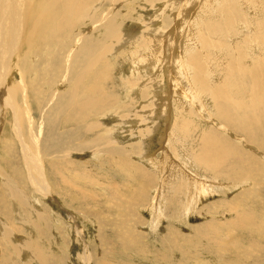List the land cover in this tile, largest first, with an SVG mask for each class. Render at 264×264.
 <instances>
[{
    "label": "rangeland",
    "instance_id": "1",
    "mask_svg": "<svg viewBox=\"0 0 264 264\" xmlns=\"http://www.w3.org/2000/svg\"><path fill=\"white\" fill-rule=\"evenodd\" d=\"M185 1L189 0H127L121 12L116 11L119 24L124 26L122 35L107 43L109 52L84 76L93 89L101 84L103 94L89 102V93H79L80 108H84V118L76 120L79 128L66 124L65 130L53 118L45 121L49 106L41 109V103L55 95L53 110L60 113L67 100L61 94L65 85L56 90L62 83L55 84L54 80L62 67L52 59L60 50L47 46L43 49L36 43L34 61L26 65L33 69L27 74L28 79H36L31 80L34 88L30 93L34 96L31 105L36 122L32 133L41 147H32L31 151L38 159L43 152L55 184L49 182V174L52 195L45 197L28 185L12 112L6 108L9 116L0 140V264H264V17L260 19L264 0H195L193 4L191 0L186 4L191 14H185L183 20L180 16ZM203 10L209 12L206 18L201 17ZM229 11L239 13L240 17ZM99 13H103L101 8ZM205 19H211L206 31L202 28ZM104 29L97 28L90 34L94 44L88 50L93 51L91 57L97 51L95 43L102 41ZM77 30L80 32V27ZM200 31L208 38L199 39ZM170 33L175 47L169 58L165 47L171 42L167 41ZM192 42L197 44L196 49H191ZM57 44L52 43L53 47ZM194 59L205 65L202 73L196 74ZM51 69L60 72L46 76ZM78 70L83 74V69ZM199 77L205 78L200 81ZM42 81L43 84L39 83ZM13 82L16 81L10 79ZM158 82L169 91L163 85L158 87ZM68 85L73 95L75 84ZM39 86L43 90L35 89ZM161 88L170 94L168 98L160 92ZM157 91L160 93L156 94ZM179 93L185 95L184 101H180ZM227 97L237 105L218 106V100ZM56 104L61 106L57 108ZM20 109L23 111L25 106ZM175 123L179 132L191 126L186 134H179L182 139L174 137ZM56 126L57 130L47 136L49 128ZM69 129L70 138L65 137ZM29 131L24 130L26 139L30 138ZM209 137L219 143L222 140L230 151L216 147V141ZM208 141L211 146L205 144ZM194 154V159H199V164L195 161L199 170L191 162L186 163L185 156ZM209 156L214 160L212 166L210 161L207 164ZM172 161L179 168L186 165L185 172L192 175L188 179L196 185H181L175 191L187 173L175 172ZM221 161L224 167L217 169ZM238 166L244 173L233 178L231 171L239 173ZM136 167L147 173L145 182L140 179L141 170L135 176ZM171 178L177 184L172 188ZM148 183L153 188L144 194L141 187ZM202 188L208 194L201 197ZM14 191L23 194V202L18 197L14 201Z\"/></svg>",
    "mask_w": 264,
    "mask_h": 264
},
{
    "label": "bare ground",
    "instance_id": "2",
    "mask_svg": "<svg viewBox=\"0 0 264 264\" xmlns=\"http://www.w3.org/2000/svg\"><path fill=\"white\" fill-rule=\"evenodd\" d=\"M127 0H0V140H1V134L4 131V128L6 127V122L8 120V116L9 113L8 111L10 110L12 112V118H13V130L14 133L17 137V140L19 141V145L20 148L22 149V153H23V158H24V164H25V170H26V176H27V180H28V185L30 187H32L37 193L42 194L44 197L46 195H52V185L49 183L50 180L54 182L55 184V176L53 174L52 171H48L47 169V162L46 159H44L43 156V152L41 154V158L38 159L37 157H35L34 153L31 151V148L33 147H41V143L39 142V140L34 139V134L32 133V131H34L35 126H36V122H35V118L33 117V106L32 104V96L30 95V93L33 91L34 88V80L35 77H33V79H28L27 74L30 73V70H33L32 68H29L26 64H28L27 62H31L30 60H33L34 58V53L33 50L36 51V43L39 42V46L41 45L42 48L43 46H47V47H52L53 48H57V50L59 49L60 51H57V56L55 54L54 59H52L53 61H59L58 66H60V68L62 67L61 72L56 70H52L50 71V73L46 74L47 75H51L54 74L55 72H60L57 73L58 74V79L56 77V79H54V77H52L55 80V84L57 82L62 83V85L60 84L59 87L56 88V90H58V88H61L63 85L65 90H61V94L65 97L64 100H67L66 103L64 105H62V107L60 108V113L56 110H53V105H54V100L56 99V96L54 95L52 98L49 96L46 100V103H41L39 105V108L41 109H47V107L49 106V108L46 111V117H45V121L49 118H53L54 120L57 121V126L61 129H67L66 124L69 126V124H73L77 126V122L79 120H81L82 118H84V115L81 112L84 108H80V103H79V93L82 91L85 93V96L87 93H89L90 95V99L89 102H93L96 101V99L103 94V89L101 84L96 85L97 88L93 89L91 88V86H89L87 84L88 81L84 80V76L86 74H88L93 66H95L98 63H101V56L106 55L109 52L110 47L107 46L108 42L111 41H115L118 40L119 38H121V29L124 26H121V24H119V19L120 15L116 13L117 10H119L121 12V10L124 8V2L126 3ZM191 1V0H189ZM189 1L187 3H189ZM195 0H193L191 2V4H193ZM262 1V0H261ZM183 2V1H182ZM208 2V1H207ZM186 1L185 4L183 3V5H185L184 7L182 6V11H181V19L183 18V20H185L184 15H190V11L187 9L186 7ZM206 3V2H205ZM264 3V2H263ZM262 3V4H263ZM182 4V3H181ZM196 4V3H195ZM194 4V5H195ZM156 5V4H155ZM168 5V4H167ZM204 5V4H203ZM146 6V5H145ZM159 6V5H158ZM135 7V6H134ZM151 7V6H150ZM260 7V6H259ZM258 7V8H259ZM100 8L103 10V13L98 15L97 12L98 10H100ZM180 8V7H179ZM263 8V7H262ZM129 9V8H128ZM169 9V8H168ZM208 9V8H207ZM255 9V8H254ZM264 9V8H263ZM125 10V9H124ZM127 10V9H126ZM165 10V9H164ZM180 10V9H179ZM210 10V9H209ZM131 12V10H129ZM159 11V10H158ZM216 11V10H215ZM253 11V10H252ZM257 11V10H254ZM264 11V10H263ZM102 12V11H101ZM118 12V11H117ZM123 12V11H122ZM127 12V11H126ZM192 12V10H191ZM232 12V16L233 15H239V13H236L234 11H229ZM259 12V11H258ZM86 13V14H85ZM209 12H207L206 10L202 11V18H204L205 16L207 17ZM228 13V12H227ZM121 14V13H120ZM180 14V13H179ZM213 15V13H211ZM130 15V14H128ZM210 15V14H209ZM230 15V14H228ZM262 15V14H261ZM264 15V12H263ZM260 16V19L263 18L264 16ZM177 17V15L175 16ZM180 17L178 19H180ZM187 17V16H186ZM189 17V16H188ZM198 17V16H197ZM205 17V18H206ZM209 17V16H208ZM215 17V16H214ZM237 17V16H236ZM244 17V16H243ZM127 19V14L124 17V20ZM160 18V17H159ZM194 18V17H193ZM191 17V19H193ZM246 18V17H245ZM177 19V20H178ZM199 19V18H198ZM243 19V18H242ZM122 20V19H121ZM122 20V21H124ZM158 20V19H157ZM176 20V19H175ZM188 20V18H187ZM206 20V19H205ZM204 20V21H205ZM152 21V20H151ZM180 21V20H179ZM182 21V20H181ZM193 21V20H192ZM203 21L204 30L206 31L208 29V23L211 21L210 20H206L205 22ZM259 21V20H258ZM157 22V21H156ZM177 22V21H176ZM191 22V20H190ZM188 21V23H190ZM195 22V20H194ZM199 22V21H196ZM153 23V21L151 22ZM183 23V22H182ZM259 23V22H258ZM178 24V23H177ZM185 24V23H184ZM192 24V23H191ZM124 25V24H122ZM176 25V23H175ZM180 25V23H179ZM183 25V24H182ZM86 26H89L90 29L88 30L86 28ZM156 26V25H155ZM188 26V25H187ZM186 26V27H187ZM77 27H80V32L77 30ZM167 27V25H166ZM181 27V26H180ZM262 27V24L261 26ZM97 28H105V33L102 37V41L95 43V47H97V51L95 53L94 57H91L93 51H88V50H92L94 48V44L91 42L92 40H90V34L93 35V33L96 31L95 29ZM176 28V27H175ZM179 28V27H178ZM212 28V27H211ZM152 29V28H151ZM155 30V29H154ZM160 30V29H159ZM175 30V29H174ZM213 30V29H211ZM99 31V30H98ZM78 32V33H77ZM185 32V31H184ZM152 33V32H151ZM161 33V32H160ZM163 33V32H162ZM188 33V32H186ZM96 34V33H95ZM165 34V33H163ZM171 35H169L168 37V42L169 40L171 41L170 37L172 36V33H170ZM180 34V33H179ZM198 34V33H197ZM162 34H159V36ZM166 35V34H165ZM178 35V29L176 31V34ZM192 35V34H191ZM194 35H196V33H194ZM155 36V35H154ZM150 37V36H149ZM157 37V35H156ZM52 39V43L56 42L58 43L57 46L53 47L52 43L49 42L47 39ZM94 38V37H93ZM141 38V37H140ZM165 38V36L163 37ZM187 38V37H186ZM198 38V37H197ZM196 38V39H197ZM201 38H208L206 37V33H203L200 31V37ZM147 39V38H146ZM184 39V38H183ZM182 39V41H183ZM195 39V40H196ZM48 42H47V41ZM126 40V39H125ZM190 40V39H189ZM193 40V39H192ZM206 40V39H205ZM158 41V40H157ZM156 41V42H157ZM166 41V40H165ZM263 41V39H262ZM159 42V41H158ZM164 42V41H163ZM172 42L175 41H171L165 48L167 51V56L170 58L171 56V52L174 50L173 47L174 44H172ZM117 43V41H116ZM160 43V42H159ZM178 43V42H176ZM175 43V45H176ZM189 43V42H188ZM206 43V42H205ZM158 44V43H157ZM146 45H148V42H146ZM187 45V44H186ZM182 46H184L182 44ZM181 46V47H182ZM191 49H196L197 44H195L194 42H192L191 45ZM177 47V45H176ZM115 48V47H114ZM120 48V47H118ZM44 49V48H43ZM42 49V50H43ZM159 49V48H158ZM176 49V48H175ZM182 49H184L182 47ZM181 49V50H182ZM188 49V48H187ZM179 50V49H177ZM50 51V48H49ZM48 51V52H49ZM189 51V50H186ZM52 52V51H50ZM183 52V51H181ZM39 55L40 52H36ZM54 54V51L52 52ZM174 53H176L174 51ZM187 53V52H186ZM192 53V52H191ZM48 54V53H47ZM142 54V53H141ZM35 55V56H36ZM41 55H42V51H41ZM39 55V56H41ZM49 55V54H48ZM62 55V56H61ZM149 55V54H148ZM147 55V56H148ZM165 55V56H166ZM174 55V54H173ZM182 55L184 56V54L182 53ZM181 55V56H182ZM186 55V54H185ZM43 56V55H42ZM41 56V57H42ZM82 56H85V60L81 59ZM135 56V55H134ZM166 56V57H167ZM182 56V57H183ZM49 57V56H48ZM54 57V56H52ZM105 57V56H104ZM185 57V56H184ZM36 58V57H35ZM51 58V55L50 57ZM139 58V57H138ZM167 58V61L168 59ZM174 58V57H173ZM187 58V57H186ZM43 59V57H42ZM47 59V58H46ZM46 59L44 58V60L46 61ZM41 60V59H39ZM50 60V59H49ZM166 60V58H165ZM174 60V59H172ZM176 60V59H175ZM34 61V60H33ZM100 61V62H99ZM165 61V62H167ZM184 61V60H183ZM135 62V61H133ZM137 62V61H136ZM141 62V61H140ZM50 63V61H49ZM53 63V62H52ZM143 63V62H142ZM177 63V62H175ZM179 63V62H178ZM43 64V63H42ZM137 64V63H136ZM167 64V63H166ZM172 64V63H171ZM170 64V66H171ZM33 65V64H32ZM138 65V64H137ZM176 65V64H175ZM179 65V64H178ZM185 65V64H184ZM183 62H182V66ZM187 65V64H186ZM25 66V67H24ZM52 68V64L50 65ZM69 66H73L72 69H69ZM134 66V65H133ZM173 66V64H172ZM181 66V65H180ZM181 66V67H182ZM193 66L195 67L196 70V74L200 73L203 68H204V64L202 63V61H197L196 59H194L193 61ZM28 67V68H27ZM32 67V66H31ZM179 67V66H178ZM177 67V70H178ZM58 68V67H57ZM83 69V74L78 70L76 71V69ZM167 66H166V71H167ZM187 68V67H186ZM191 68V67H189ZM59 69V68H58ZM66 69L67 73L64 74L62 73L63 70ZM155 69V68H154ZM170 69V68H169ZM172 69V68H171ZM188 69V68H187ZM38 70V69H36ZM50 70V69H49ZM173 70V69H172ZM175 70V69H174ZM182 70V69H181ZM35 71V70H34ZM45 71V70H44ZM53 71V72H52ZM136 71V68H135ZM176 71V70H175ZM174 71V72H175ZM191 71V70H190ZM36 72V71H35ZM39 72V70H38ZM52 72V73H51ZM152 75H153V71ZM162 72V71H161ZM180 74L182 71H178ZM184 72V71H183ZM32 73V72H31ZM104 73V72H103ZM171 73V72H169ZM202 73V72H201ZM34 74V72H33ZM39 74V73H38ZM157 74V73H156ZM168 75V73H165ZM173 74V71H172ZM176 74V76H178ZM182 74V73H181ZM180 74V75H181ZM189 74V73H188ZM32 75V74H31ZM44 75V74H43ZM105 75V73H104ZM30 76V74H29ZM39 76V75H38ZM57 76V75H56ZM183 76V75H181ZM255 76V75H254ZM19 78L16 80V78ZM44 77V76H43ZM50 77V76H49ZM93 79L95 80L97 78V74L92 75ZM157 77V75H156ZM160 77V76H159ZM175 77V76H174ZM190 77V75H189ZM14 79L16 82L10 83V79ZM38 78V77H36ZM101 78H103V74H101ZM169 78V77H168ZM172 78V76H171ZM178 78V77H176ZM181 78V77H180ZM184 78V77H183ZM205 77H199L200 81H203V79ZM254 78V77H253ZM44 79V78H43ZM51 79V78H50ZM107 79V78H106ZM153 79V78H152ZM170 79V78H169ZM185 79V78H184ZM192 79V78H191ZM34 82H32V81ZM36 80V79H35ZM40 80V79H39ZM52 80V81H54ZM157 80V79H156ZM180 80V79H179ZM254 80V79H253ZM13 81V80H12ZM51 81V82H52ZM164 81V80H163ZM169 81H172L169 80ZM177 81V79L175 80ZM184 81V80H181ZM37 82V81H36ZM49 84V88H52V84ZM66 82V83H65ZM153 82V81H152ZM157 82L154 79V83ZM179 82V81H178ZM253 82V81H252ZM43 84L42 82H39ZM70 83H74L75 84V88H74V92L73 95H71V91H69L67 89V87H69L68 84ZM89 83V82H88ZM162 82H158L157 85L158 87H162L164 86V84H161ZM182 83V82H181ZM180 83V84H181ZM54 84V83H53ZM90 84V83H89ZM152 84V83H150ZM149 84V85H150ZM166 84V83H165ZM153 85V84H152ZM156 85V83H155ZM163 85V86H162ZM171 85V84H170ZM252 85V84H251ZM250 85V86H251ZM54 86V85H53ZM58 86V85H57ZM132 86V84H131ZM184 87V85H182ZM42 87V86H41ZM39 87H35V89L43 90V88ZM150 87V86H149ZM148 87V88H149ZM155 87V86H154ZM156 86V90L158 88ZM165 87V86H164ZM172 87V86H170ZM193 87V86H192ZM190 87V88H192ZM63 88V87H62ZM162 88L160 89V92H164L165 93V97H169L170 94H167L162 90ZM166 88V87H165ZM189 87H187L188 89ZM34 89V90H35ZM49 89V90H50ZM151 89V87H150ZM159 89V88H158ZM174 89V88H173ZM53 90V89H52ZM167 90V88H166ZM175 90V89H174ZM178 90V89H177ZM191 90V89H190ZM45 91H47L45 89ZM44 91V92H45ZM73 91V90H72ZM149 91V89H148ZM169 91V90H167ZM173 91V90H172ZM185 91V90H184ZM228 91V90H227ZM55 92V91H54ZM153 92V91H152ZM159 91L155 92L160 93ZM106 93V92H105ZM163 93V95H164ZM174 93V92H173ZM191 93V92H190ZM57 94V91L56 93ZM196 94V93H195ZM52 95V93H51ZM58 95V94H57ZM175 95V94H174ZM180 96V101H184L185 99V95L183 93H179ZM201 94H199L198 96L200 97ZM217 96L219 94H216ZM162 96V95H161ZM196 96V95H195ZM202 96V95H201ZM34 97V96H33ZM46 97V96H45ZM164 97V96H163ZM164 97V98H165ZM203 97V96H202ZM58 98V96H57ZM62 98V96H61ZM100 98V97H99ZM163 98V100H164ZM184 98V99H183ZM191 98V97H190ZM95 99V100H94ZM156 99V98H155ZM205 99V98H204ZM50 100V101H49ZM88 100V98H87ZM161 100V99H160ZM198 100V99H197ZM196 100V101H197ZM43 101V100H42ZM157 101V100H156ZM168 101H170L168 99ZM167 101V102H168ZM172 101V100H171ZM100 102V101H99ZM104 103L109 104V101L104 100ZM155 101H153L154 103ZM164 102V101H163ZM166 102V101H165ZM164 102V104H165ZM189 102V101H188ZM200 102V101H199ZM207 102V101H206ZM37 103V102H35ZM58 103V102H57ZM161 103V102H160ZM218 106H224L228 103H234L237 105V102L233 101L231 97H227L225 99H219L218 100ZM250 103V101H249ZM206 104V103H205ZM204 104V105H205ZM243 104V102H242ZM241 104V105H242ZM23 105L25 106V109L22 111L20 109V106ZM85 105V104H84ZM199 105V104H198ZM210 105V104H209ZM61 105L60 104H56V107L59 108ZM87 106V105H86ZM166 106V105H165ZM201 106V104H200ZM90 107V106H89ZM8 108V111L6 112L5 109ZM91 108V107H90ZM171 106H167L166 110L169 112L170 111ZM218 108V107H217ZM232 108V107H231ZM240 108V107H239ZM185 109V108H184ZM202 109V108H201ZM256 109V108H255ZM155 110V109H154ZM188 110V107H187ZM204 110V109H203ZM4 111V113H3ZM73 111V112H72ZM205 111V110H204ZM72 112V113H71ZM184 112V111H183ZM207 112V111H206ZM205 112V113H206ZM219 111H216V113ZM47 113H49V117L47 116ZM59 113V114H58ZM69 113V114H68ZM156 113V112H155ZM167 113V112H166ZM259 113V112H258ZM57 114L58 117L57 118ZM189 114V113H188ZM224 115L227 116L226 113H223ZM242 114V113H241ZM256 114V113H254ZM5 115V116H4ZM209 115V114H208ZM251 115V114H250ZM257 115V114H256ZM56 116V117H55ZM170 116H172L170 114ZM206 116V114H205ZM167 117V116H166ZM194 117V116H193ZM222 117V116H221ZM254 117V116H253ZM86 118V117H85ZM220 119V118H219ZM231 118L229 117V120ZM251 119V117H250ZM256 119V118H254ZM76 120H78L76 122ZM223 120V119H222ZM221 120V121H222ZM226 120L225 122L229 121ZM260 120V119H258ZM257 120V123H258ZM171 121V120H170ZM246 121V120H245ZM66 122V123H65ZM224 122V121H223ZM224 122V123H225ZM243 122V121H242ZM256 122V121H253ZM170 123V122H169ZM64 124V125H63ZM79 124V122H78ZM83 124V123H82ZM120 124V123H119ZM180 124V123H179ZM187 124V123H186ZM231 123L229 122L228 125H230ZM233 124V123H232ZM250 124V122H249ZM253 124V123H251ZM188 125V124H187ZM42 127L44 126L43 123L41 125ZM51 127L48 130L47 136H49L50 134H52L53 132H55L57 130L58 127ZM79 126V125H78ZM77 126V128H79ZM81 126V125H80ZM84 126V125H83ZM82 126V127H83ZM232 126V125H231ZM254 126V125H253ZM81 127V128H82ZM191 126H187V128L185 130L182 131H177L178 127L177 124L175 123L174 128L172 129L174 132V137L179 138L180 135L182 134H186L188 128ZM234 127V126H232ZM257 128L259 127V125L257 124L256 126ZM69 128V127H68ZM136 128V127H135ZM204 128V127H203ZM30 129L29 131V135L30 138L26 139L25 135H24V130ZM76 129V128H75ZM73 129V130H75ZM157 129V128H156ZM212 129V128H211ZM81 130V129H80ZM77 129V131H80ZM83 130V128H82ZM179 130V129H178ZM208 130V129H207ZM68 132L65 133V137H71L72 134L70 133V129L67 130ZM216 131V130H215ZM76 130L73 132L75 133ZM152 132V131H151ZM217 132V131H216ZM260 132V131H259ZM214 133V132H213ZM71 134V136L69 135ZM80 134V133H78ZM86 134V133H85ZM147 134V133H146ZM150 134V133H149ZM171 134V133H169ZM180 134V135H179ZM207 133H205L204 135H206ZM261 134V133H259ZM210 135V134H208ZM75 136V135H74ZM167 136V135H166ZM171 136V135H170ZM164 137V136H163ZM172 137V136H171ZM252 137V136H250ZM181 138V137H180ZM179 138V139H180ZM256 138V137H255ZM175 139V138H174ZM182 139V138H181ZM208 139H213L212 137L208 138ZM260 139V138H259ZM67 140V139H66ZM71 140V139H70ZM103 140V139H102ZM214 140V139H213ZM94 141V140H93ZM165 141V140H164ZM216 141V147H221L223 149V151H230V149L227 147V145L225 144V142L223 143L222 140L219 143V141ZM47 142H50V138L48 139ZM46 142V144H47ZM91 142V141H90ZM89 142V143H90ZM163 142V141H162ZM184 142V141H183ZM229 143V142H228ZM205 144L210 145L209 141L206 142ZM183 146V145H182ZM181 146V147H182ZM208 146V147H209ZM186 147V146H185ZM203 149V148H202ZM206 149V148H205ZM204 149V150H205ZM46 150V151H45ZM44 151L48 153L47 149H45ZM220 150V149H219ZM234 150V149H233ZM34 151V150H33ZM215 151V149H214ZM213 151V152H214ZM221 151V150H220ZM168 152V151H167ZM225 152V153H226ZM94 153V152H93ZM218 153V152H217ZM171 155V153H169ZM205 154V152H204ZM155 154H153V157ZM168 155V154H167ZM237 155V154H236ZM194 156H196L195 154L193 155V157L190 156H185L187 157V162L189 164V162H191L192 166H195L197 169L199 168V162H198V158L194 159ZM198 156V155H197ZM207 156V155H205ZM211 156V154H210ZM209 157H205L207 159V164H209V161L212 163L210 166H212L214 164V160L211 159ZM227 156V155H226ZM152 157V156H151ZM150 157V159H151ZM169 158H171L169 156ZM231 158V157H230ZM154 160V158H153ZM172 160V158H171ZM223 160V159H222ZM226 160V159H225ZM230 160V159H229ZM152 161V160H151ZM158 161V160H157ZM198 162L197 163H195ZM200 161L201 164H203L202 162V158L200 157ZM206 161V160H205ZM169 162V161H168ZM174 165H170L172 166V168L175 166L174 161H172ZM178 163V162H177ZM181 163V162H180ZM168 164V163H167ZM183 164V163H182ZM180 165V164H179ZM161 166V165H160ZM204 166V165H203ZM177 167V168H176ZM222 167H224V161H221L219 163H217V169H221ZM160 168V167H159ZM178 166H175V172L177 170V172L183 173V171L185 172L186 170V165H180V170H178ZM136 170L134 171L135 176L141 172L140 175V179L144 180L147 179V173H144L143 170H141V168L136 167ZM169 169V167L167 168ZM208 170V168H206ZM141 170V171H140ZM159 170V169H158ZM163 170V168H162ZM189 170V169H188ZM199 170V169H198ZM140 171V172H139ZM160 171V170H159ZM238 171L239 173H234L231 171V173L235 176L233 178H238L241 177V175L244 173L243 169L242 171L239 169L238 166ZM228 172V171H227ZM241 172V173H240ZM164 173V172H163ZM169 173V172H168ZM187 173V171L185 172ZM230 173V172H228ZM50 174V179L48 182L47 176ZM165 174V173H164ZM176 174V173H175ZM210 174H213L210 173ZM220 174V173H219ZM223 174V173H222ZM179 175V174H178ZM178 175H176L178 177ZM199 175V174H197ZM3 176V175H2ZM160 176V175H159ZM180 176V175H179ZM184 179L181 178L179 184H173L175 183V178H171L173 179L172 183H171V187L173 186L176 187V190H179L181 188V185L186 186L189 183H192L194 185H196V182H190V180L188 178H190L191 176L189 175V173H187L186 175H183ZM223 176V175H222ZM232 176V175H231ZM138 177V176H137ZM164 177V176H163ZM198 177V176H197ZM170 178V176H169ZM196 178V177H194ZM220 178V177H219ZM135 179V178H134ZM198 179V178H197ZM145 182V180H144ZM166 182V181H165ZM165 182L163 181L162 185H165ZM170 182V181H169ZM199 184V183H198ZM161 185V186H162ZM191 185V184H190ZM193 185V186H194ZM203 186V184H201ZM169 186V185H167ZM201 186V187H202ZM27 187V186H26ZM174 187V188H175ZM195 187V186H194ZM193 187V188H194ZM153 188V185L151 183L148 184H144L141 187V192L142 193H148L151 189ZM169 188V189H170ZM236 188V187H235ZM25 190V189H24ZM162 190V188H161ZM201 191V190H200ZM25 192H27L25 190ZM158 192V191H157ZM141 193V194H142ZM160 193H163L162 191ZM159 193V194H160ZM165 193V192H164ZM18 194V195H17ZM22 193L14 191L11 195L14 198V201L17 199V197L19 198L20 202H23V198L21 197ZM166 194V193H165ZM202 195H200L201 197L206 194H208V191L203 190L201 193ZM3 195V194H2ZM5 195V194H4ZM23 195V194H22ZM1 196V194H0ZM158 197V194L156 195ZM140 197V196H139ZM144 197V196H143ZM12 198V199H13ZM193 198V197H192ZM195 198V197H194ZM144 199V198H143ZM192 200V199H191ZM158 202V201H156ZM191 202V201H190ZM189 202V203H190ZM16 203V202H15ZM159 203V202H158ZM162 203V202H161ZM155 204V203H153ZM157 204V203H156ZM155 204V205H156ZM158 205V204H157ZM161 207V205H160ZM154 208V206H153ZM159 208V207H158ZM152 210V209H151ZM150 210V211H151ZM155 211V210H153ZM158 213V210H157ZM126 253V252H125ZM85 256V255H84ZM87 256V255H86ZM84 259V258H83ZM162 260V258H160ZM90 260V257H89ZM159 260V259H158ZM148 261V260H147Z\"/></svg>",
    "mask_w": 264,
    "mask_h": 264
}]
</instances>
